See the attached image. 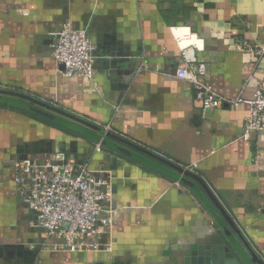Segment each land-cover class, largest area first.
I'll return each mask as SVG.
<instances>
[{
  "label": "crops",
  "instance_id": "0c3cea01",
  "mask_svg": "<svg viewBox=\"0 0 264 264\" xmlns=\"http://www.w3.org/2000/svg\"><path fill=\"white\" fill-rule=\"evenodd\" d=\"M67 20L98 46L92 84L59 72L53 45ZM181 26L204 39L198 58L214 90L231 100L253 98L264 56L255 61L235 43L264 46V0H0V88L193 166L264 261V132L243 139L249 105L204 110L191 84L176 76L180 49L171 29ZM30 113L0 101V264H187L202 247L206 254L227 244L215 217L171 167L135 149L160 170L104 145L97 151L96 139ZM54 153L111 173L112 253L44 249L46 235L18 194L14 164Z\"/></svg>",
  "mask_w": 264,
  "mask_h": 264
},
{
  "label": "built area",
  "instance_id": "2783aa9c",
  "mask_svg": "<svg viewBox=\"0 0 264 264\" xmlns=\"http://www.w3.org/2000/svg\"><path fill=\"white\" fill-rule=\"evenodd\" d=\"M55 35L53 56L63 77L94 83L98 46L88 30L77 28L67 20ZM190 35L203 41L204 50V39L191 29ZM235 44L240 51L250 53L255 61L264 56L263 45L246 40ZM203 50L196 45L180 49L176 76L191 84L195 100L204 110L219 109L227 104L235 108L249 105L243 139L249 140L253 133L264 132V79L256 81L253 98L228 99L210 84L208 65L198 58ZM251 80H255L254 75L247 82ZM101 148L99 143L96 149L101 151ZM14 182L22 201L36 214L33 226L46 235L44 249L71 254L113 252L111 232L116 209L112 206L111 173L94 172L86 162L77 163L64 153H54L43 159L36 156L18 159L14 164Z\"/></svg>",
  "mask_w": 264,
  "mask_h": 264
},
{
  "label": "water",
  "instance_id": "95a60500",
  "mask_svg": "<svg viewBox=\"0 0 264 264\" xmlns=\"http://www.w3.org/2000/svg\"><path fill=\"white\" fill-rule=\"evenodd\" d=\"M0 101L29 109L32 113L58 123L70 130L76 131L79 134L96 139L105 147L121 152L133 159L145 162L156 169H159V166L156 163L147 159L145 160L141 155L134 153L131 149H135L136 151L174 169L175 172L178 173L176 176L180 182L190 187L215 217L227 240V244L216 245L213 248V251H208L206 254L202 253V247L199 256L190 257L187 259V264H264V261L257 255L244 237L233 217L223 206L207 182L199 174L173 163L129 139L112 133L111 131L106 130V128L51 103L44 102L23 91L0 88ZM69 120L75 121V123H72V121ZM80 125L94 130L101 134L102 137L97 138L95 136L96 133H92ZM164 172L168 175H173L171 171L164 170Z\"/></svg>",
  "mask_w": 264,
  "mask_h": 264
},
{
  "label": "clouds",
  "instance_id": "9594fccd",
  "mask_svg": "<svg viewBox=\"0 0 264 264\" xmlns=\"http://www.w3.org/2000/svg\"><path fill=\"white\" fill-rule=\"evenodd\" d=\"M171 34L175 44L179 49H186L190 45H196L198 48L203 50V41L198 40L195 35H190V29L187 27H177L171 29Z\"/></svg>",
  "mask_w": 264,
  "mask_h": 264
},
{
  "label": "trees",
  "instance_id": "16d2710c",
  "mask_svg": "<svg viewBox=\"0 0 264 264\" xmlns=\"http://www.w3.org/2000/svg\"><path fill=\"white\" fill-rule=\"evenodd\" d=\"M30 115H32L33 117H36V118H40L41 119V116H39V115H37V114H35V113H30ZM48 120V119H47Z\"/></svg>",
  "mask_w": 264,
  "mask_h": 264
}]
</instances>
